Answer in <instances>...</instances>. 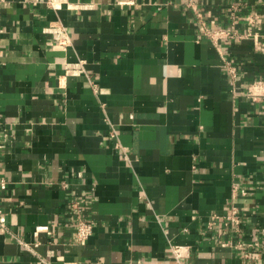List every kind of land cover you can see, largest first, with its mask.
<instances>
[{
    "label": "crops",
    "instance_id": "obj_1",
    "mask_svg": "<svg viewBox=\"0 0 264 264\" xmlns=\"http://www.w3.org/2000/svg\"><path fill=\"white\" fill-rule=\"evenodd\" d=\"M197 6L219 49L185 0H0V264H264V0Z\"/></svg>",
    "mask_w": 264,
    "mask_h": 264
},
{
    "label": "built area",
    "instance_id": "obj_2",
    "mask_svg": "<svg viewBox=\"0 0 264 264\" xmlns=\"http://www.w3.org/2000/svg\"><path fill=\"white\" fill-rule=\"evenodd\" d=\"M47 4L51 6L53 9H57L60 4L63 2V0H46ZM198 0H185L186 5L193 10V13L195 14L197 22L200 24L202 31L204 34H206L210 40L216 45V47L219 49V41L224 38L225 36L231 34V30H227L224 28H211L207 25L202 12L198 9L197 6ZM236 7H232L231 11V23L232 25L236 24L238 22ZM258 20V15L254 13L253 15H250L248 17V21L250 23H254ZM44 31L52 36V38L60 45H68L70 42V36L69 32L67 31L65 25L60 21H54L44 27ZM233 34V33H232ZM231 34V35H232ZM249 35V33H246ZM254 35H257V32L253 33ZM85 60L84 59H77L75 61H66L64 65V73L66 75H79V74H87L85 69ZM89 82L93 86L95 90H97L96 83H94L91 80V77L89 75H86ZM247 96L252 99L256 100L260 97H264V81L262 80H255L252 81L247 90ZM110 135L112 137H116L117 133L115 132V127L111 124L110 125ZM116 145H118V142H116ZM1 187H5V182H1ZM243 194H245V191H242ZM226 223H234L236 225H239V211L238 208L235 206H232L227 213V215L224 216ZM216 219H218V215L214 214L209 221V225H211ZM47 225H41L37 227V230H47ZM93 221L86 218V217H78L77 223H76V237L78 240H86L92 233H93ZM0 233H12L10 229L8 228L7 221H6V215L2 213L0 210ZM23 245L26 247H29L27 243L20 241ZM186 247L181 244H174L170 246L172 259L171 261H168L167 263H159L154 261H143L139 264H183L182 258L185 255ZM63 264H74V262L69 261H63Z\"/></svg>",
    "mask_w": 264,
    "mask_h": 264
}]
</instances>
